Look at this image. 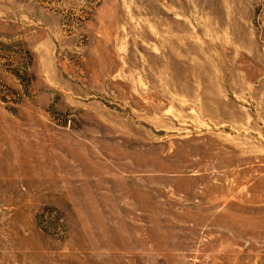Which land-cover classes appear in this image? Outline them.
<instances>
[{"label":"rangeland","instance_id":"rangeland-1","mask_svg":"<svg viewBox=\"0 0 264 264\" xmlns=\"http://www.w3.org/2000/svg\"><path fill=\"white\" fill-rule=\"evenodd\" d=\"M0 264H264V0H0Z\"/></svg>","mask_w":264,"mask_h":264}]
</instances>
